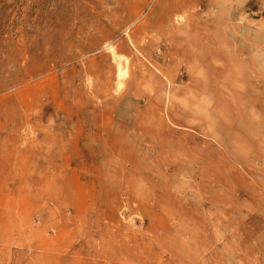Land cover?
<instances>
[{
    "label": "rangeland",
    "instance_id": "obj_1",
    "mask_svg": "<svg viewBox=\"0 0 264 264\" xmlns=\"http://www.w3.org/2000/svg\"><path fill=\"white\" fill-rule=\"evenodd\" d=\"M109 260L264 264V0H0V264Z\"/></svg>",
    "mask_w": 264,
    "mask_h": 264
},
{
    "label": "bare ground",
    "instance_id": "obj_2",
    "mask_svg": "<svg viewBox=\"0 0 264 264\" xmlns=\"http://www.w3.org/2000/svg\"><path fill=\"white\" fill-rule=\"evenodd\" d=\"M112 50V52H113V54H114V56H115V59L117 60V63H118V72H117V74H118V78H119V83L120 84H122V80L126 77V74H127V71H126V69H125V67H123V64H122V62H123V58L121 57V56H118L117 54H116V52H115V50H114V48H111ZM104 155V154H103ZM95 157V160H99V157H98V155H95L94 156ZM103 158H106L105 156H103ZM126 173V172H125ZM147 176V175H146ZM145 176V177H146ZM125 177V176H124ZM147 178H148V176H147ZM154 183V182H153ZM205 184V183H204ZM146 185H148V184H146ZM207 187V186H206ZM210 205V204H209ZM198 208V207H197ZM199 210V209H198ZM180 218V217H179ZM174 223V222H173ZM172 227V226H171ZM152 234V233H151ZM204 241V240H203ZM204 245H205V242H204ZM118 257V256H117ZM205 257V256H204ZM119 259V258H118ZM111 260V259H110ZM108 261L107 263L108 264H113V261ZM172 260V259H171ZM176 261V260H175Z\"/></svg>",
    "mask_w": 264,
    "mask_h": 264
}]
</instances>
